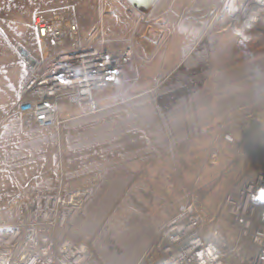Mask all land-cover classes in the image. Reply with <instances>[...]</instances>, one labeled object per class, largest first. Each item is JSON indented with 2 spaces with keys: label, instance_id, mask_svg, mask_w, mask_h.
I'll return each instance as SVG.
<instances>
[{
  "label": "rangeland",
  "instance_id": "rangeland-1",
  "mask_svg": "<svg viewBox=\"0 0 264 264\" xmlns=\"http://www.w3.org/2000/svg\"><path fill=\"white\" fill-rule=\"evenodd\" d=\"M229 3L162 0L145 16L127 0H0L1 257L33 200L76 189L87 198L57 234L91 264H143L185 205L232 240L228 199L264 166V19L246 35ZM69 7L82 44L127 47L132 67L94 91V109L66 99L59 125L34 127L19 112L18 50L43 58L33 16Z\"/></svg>",
  "mask_w": 264,
  "mask_h": 264
},
{
  "label": "built area",
  "instance_id": "built-area-1",
  "mask_svg": "<svg viewBox=\"0 0 264 264\" xmlns=\"http://www.w3.org/2000/svg\"><path fill=\"white\" fill-rule=\"evenodd\" d=\"M31 26L44 54L39 58L18 50L28 70L20 84L19 112L34 127L59 125L60 105L66 99L89 100L94 109V91L108 88L132 67L127 47L112 48L103 38L82 44L72 7L37 12ZM87 195L88 190L76 189L33 200L21 214L15 247L3 257L4 263L91 264L83 244L57 234ZM228 201L232 240L207 232L193 204L185 205L159 230L143 264H264V166L244 175Z\"/></svg>",
  "mask_w": 264,
  "mask_h": 264
},
{
  "label": "bare ground",
  "instance_id": "bare-ground-1",
  "mask_svg": "<svg viewBox=\"0 0 264 264\" xmlns=\"http://www.w3.org/2000/svg\"><path fill=\"white\" fill-rule=\"evenodd\" d=\"M227 9L229 15L244 28L246 35L253 36L261 28L260 20L264 19V0H230ZM246 38L248 39V37ZM23 56L27 57L28 55ZM15 234L18 235V230ZM1 254L0 245V264H5Z\"/></svg>",
  "mask_w": 264,
  "mask_h": 264
},
{
  "label": "water",
  "instance_id": "water-1",
  "mask_svg": "<svg viewBox=\"0 0 264 264\" xmlns=\"http://www.w3.org/2000/svg\"><path fill=\"white\" fill-rule=\"evenodd\" d=\"M161 1L162 0H127L133 10L145 16L152 15Z\"/></svg>",
  "mask_w": 264,
  "mask_h": 264
},
{
  "label": "crops",
  "instance_id": "crops-1",
  "mask_svg": "<svg viewBox=\"0 0 264 264\" xmlns=\"http://www.w3.org/2000/svg\"><path fill=\"white\" fill-rule=\"evenodd\" d=\"M24 64H25V63H24ZM25 67H26V65H25ZM26 69H27V68H26ZM27 75H28V74H27ZM27 75H26V76H27Z\"/></svg>",
  "mask_w": 264,
  "mask_h": 264
}]
</instances>
